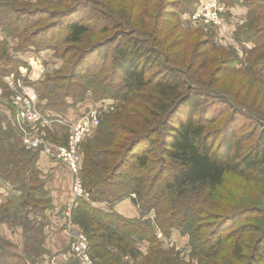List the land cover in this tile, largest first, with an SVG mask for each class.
<instances>
[{
    "label": "trees",
    "instance_id": "obj_1",
    "mask_svg": "<svg viewBox=\"0 0 264 264\" xmlns=\"http://www.w3.org/2000/svg\"><path fill=\"white\" fill-rule=\"evenodd\" d=\"M229 1L247 7L246 22L235 37L252 47L239 69L218 56L223 49L206 64L199 60L206 55L200 49L189 50L186 43L180 51L178 39L167 44L171 0H0V29L8 36L32 46L66 45L63 57L73 49L61 71L48 79L61 92L53 104L63 106L61 111L45 108L50 115L66 117L88 93L95 101H116L95 134L80 143L87 197H76L70 211L95 264H183L173 249L160 247L156 236V230L165 237L173 229L188 235L198 264H264V208L236 194L220 202L216 198L228 175L264 187L263 101L251 98L257 110L247 114L233 106L248 105L244 99L254 86L245 78H254L257 91L264 80V0ZM88 38L93 39L85 45ZM6 52L0 49L1 74L12 71L8 64L16 60L3 58ZM93 54L100 64L87 61ZM199 69L214 79L209 87ZM226 71L233 74L222 77ZM217 105L225 107L208 116ZM238 116L249 124L235 128ZM36 157L10 126L0 129L2 177L13 178L22 193L21 207L28 208L21 217L24 255L0 248V264H35L44 252L46 215L44 220L32 215L52 204L48 196L38 197L45 182L37 175ZM124 198L138 208L137 217L113 210ZM12 205H1L0 221L9 218ZM242 216L252 220L232 227ZM140 241L149 244L142 257Z\"/></svg>",
    "mask_w": 264,
    "mask_h": 264
},
{
    "label": "rangeland",
    "instance_id": "obj_2",
    "mask_svg": "<svg viewBox=\"0 0 264 264\" xmlns=\"http://www.w3.org/2000/svg\"><path fill=\"white\" fill-rule=\"evenodd\" d=\"M26 1L36 2L37 0H26ZM171 3L176 7L174 8L170 7ZM170 6L169 8H167V14L165 16L166 27L172 32L171 37L167 41V44L170 43V41L178 39L177 43L179 45L178 48L180 51L183 50L182 47L186 43L187 45L185 46H188L187 48L189 50L193 49L194 47H196L197 51H199L200 49L201 51L206 53V55L207 54L210 55V57L204 55L199 58L200 61L202 62L204 61V63L206 64L212 61L211 56L216 54V49H223L225 51V54L217 52L219 57L222 58L227 57L228 60L233 61L234 67L236 69H239L240 67L242 68L245 67L244 60L247 57H249L248 51L252 47V43L238 40L235 37V33H236L235 31L236 30L238 31L239 27L245 24L247 7L239 3L235 4L229 0H171ZM59 32H60L59 30H55L56 33L55 36H57ZM6 33L1 31L0 29V39H2L0 40V49H7V52L5 55H3V58H6L7 57L6 55L8 56L10 55L12 58H16V60L8 64V67L9 65L14 67L12 71L3 74L0 73V89L3 92V96H2L3 98L2 100H0V125H2L3 122V125L5 127L7 126L9 127L10 125L8 121V115L14 113V109L11 105V101L9 100L10 94H12L14 91L7 87V83L5 80V76L9 74H13V79L15 81L17 79H20L24 85L32 86L35 89L37 94L36 106L38 110L46 111L45 108H47L50 105H54L56 109L61 111L63 109V106L61 104L59 103L53 104V102H55V100L57 99V96L60 97L61 92L60 90H57V88L56 89L54 87L51 88L52 84L48 81V79H52V77H54L56 72L61 71L60 69L65 66L64 58L68 55H71L73 53V49H70L68 55L63 57L60 51L62 49H69V47L66 45L62 46V45L48 43V44H37L32 46L28 44H21L17 38L8 36ZM177 34L178 36H176ZM91 39L93 38H88V40L85 42V45ZM195 43L197 46L195 45ZM16 49H26V50L18 51ZM87 61L90 63H99V64L101 63V60H99V58L95 54L91 55L90 58L87 59ZM198 74L202 75L201 81L204 82V85L206 87H209L208 86L209 83H212L214 81V79L210 80V77L206 78L207 72H204V69H199ZM230 74L233 73L226 71V73L222 75V77H226ZM245 79H247L252 84V86H254L247 95L245 93L246 97L244 99V102L248 103V105L246 107L244 106L243 108L241 105H237L238 103H235V105L233 106L238 107L241 111H243L246 114L249 112H253L257 109L256 106L251 105V98L258 97L260 98V100L263 101V106L260 109V111L263 112L264 114V80L260 85L261 90L259 89L257 91L255 88L256 86H258V83L254 82L255 81L254 78H249V79L245 78ZM78 80L80 79L78 78ZM229 80L230 78L228 77L227 82H229ZM49 89H52V91L50 92ZM243 92L244 91H242L241 93L242 96H243ZM85 96L86 97L83 100L84 102H82L80 105H78L75 108L70 107L72 109L69 108L70 110H68L65 113L68 116H70V119H74L78 117L84 111H88L89 109H94L97 111L98 113L97 115L100 121V118L103 117V115L114 104H116V101H114L111 98H104L95 101L91 97L90 93H88ZM216 107L217 108L214 111H211V108L208 109L207 112V114H209L208 116L213 115V113L217 111L219 107L224 108L225 106L217 105ZM224 111H225L224 116L229 118L230 112L227 110V108L224 109ZM262 117H264V115H262ZM243 122H245L247 125L249 124L248 120H244V118L238 116V119L235 123V128L238 129ZM49 129L51 128H44V132L46 136L45 140L48 142H54L64 145L68 135L67 128L64 127V130L62 131L60 129H57V131L55 130L53 133H51V136L48 132L50 131ZM41 131H43V129H41L40 132ZM81 164H82V160H81ZM4 170L5 169L0 166V180H1L0 188L4 189V192L6 194V195L0 194V201L5 200V198H9L7 201H11L13 204L10 209L11 211L10 214H8L9 218L5 220V223H8L9 225L7 226L9 232L13 234L15 230L18 229L15 225H21L22 223L21 217L25 214V211L28 210V208L21 207L22 197L20 191L18 190L19 186L18 184L12 182L13 178H11V180H6V181L2 180L3 179L2 173ZM55 172L58 174L59 172L58 169ZM55 172L52 173V176L56 174ZM42 173L43 175H46V172H42ZM80 176H81V172H80ZM68 178L70 179V183H71L69 192L72 194V184L74 178L73 174L72 176L70 175ZM41 179L45 181L43 176L41 177ZM46 191L47 189L46 190L45 188L44 190L42 189L41 194H39L38 197L41 199H46L47 198ZM231 194L238 195L245 202H250V203L257 202L259 203L258 205H260V207L264 208V187L258 185H250V184L246 185L243 182L237 180L236 178L228 175L224 182V186L216 194L217 201L220 202L223 199L226 200ZM99 206L106 208L105 203L99 204ZM132 206L134 209V205ZM44 213L46 212L45 211L37 212L36 214H34V216L32 215V217L33 218L36 217L35 219L44 220V215H46ZM63 215L64 214L62 213L61 216L62 219L64 220ZM149 216H151V214ZM0 217H1V211H0ZM45 219L47 221V218ZM251 220H252V216H248V217L242 216L239 218L238 221L232 222V227H235L240 223H244ZM155 232L157 238L160 241V247L162 249H166V250L173 249L175 255H177L181 259V261H183V264H198L197 259L194 258L192 255V248L189 244V237L187 234L182 233L180 229H173L172 232H170V234L165 237L161 235L160 231L156 230ZM6 245L7 243H3V246ZM148 246L149 244L146 241H140L137 243V247L141 251V255H140L141 257L142 255L146 254ZM140 259L141 258H138V260ZM131 261L132 260H130V262Z\"/></svg>",
    "mask_w": 264,
    "mask_h": 264
},
{
    "label": "built area",
    "instance_id": "obj_3",
    "mask_svg": "<svg viewBox=\"0 0 264 264\" xmlns=\"http://www.w3.org/2000/svg\"><path fill=\"white\" fill-rule=\"evenodd\" d=\"M5 80L7 87L14 91L9 96L14 109V113L8 115L9 125L18 135L24 148L41 151L63 161L74 176L72 184L74 198L87 196L82 187L80 176L82 160L80 143L84 138L90 137L96 132L99 122L97 111L89 109L74 119L54 117L47 111L38 110L36 106L37 94L32 86L24 85L20 79L15 81L13 74L6 75ZM2 96L3 92L0 89V100H2ZM57 124L67 128L68 135L64 145L48 142L41 135V129L52 128ZM67 215L69 223H72L71 214ZM68 247L69 253L64 254L62 259L64 264H95L90 255L88 241L79 229H71ZM51 263L56 264L54 257Z\"/></svg>",
    "mask_w": 264,
    "mask_h": 264
},
{
    "label": "crops",
    "instance_id": "obj_4",
    "mask_svg": "<svg viewBox=\"0 0 264 264\" xmlns=\"http://www.w3.org/2000/svg\"><path fill=\"white\" fill-rule=\"evenodd\" d=\"M66 117L70 118V116H68L67 114ZM57 126L59 125H54L51 129H49L50 131L48 132L50 136L51 133L59 129ZM4 128L5 126L2 122V125H0V129ZM41 135H43L44 138L46 137L44 129L43 131H41ZM51 143L59 144L54 142ZM34 152L37 153V157L35 160L37 175L40 179L42 176L44 177L45 181H43L45 182V189H47V196L51 200L52 204L49 210H45V218H47V221L45 219V225L43 227L44 239L42 246L44 252L36 257L35 264H53L51 263L53 257L56 261V264H64L62 260L64 258V254L69 253L68 244L70 239V231L74 228L78 229L73 222L69 223L70 220L67 215L68 213H70L71 207L75 201L73 193L71 194L69 192L71 183L68 177L70 175L72 176V172L63 161L41 151ZM57 169L59 171L58 174L55 172ZM42 172H46V175H43ZM53 172L56 173L54 176H52ZM2 180L6 181L4 178ZM18 190L20 191L22 197L21 190ZM0 194H5L4 189L0 188ZM8 199L9 198H5V200H1L0 207L2 204L6 203ZM132 205L134 204L131 202L130 198H124L122 201L114 204L113 210L127 217H137L139 215V212L135 205L134 209ZM62 213L64 214V220L61 216ZM7 226L9 225L8 223H5V220L0 221V248L24 255L23 249L25 238L23 235L22 226L15 225L18 229H16L13 234L9 232ZM3 243H7V245L3 246ZM4 264L14 263L6 262Z\"/></svg>",
    "mask_w": 264,
    "mask_h": 264
}]
</instances>
